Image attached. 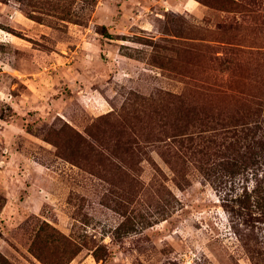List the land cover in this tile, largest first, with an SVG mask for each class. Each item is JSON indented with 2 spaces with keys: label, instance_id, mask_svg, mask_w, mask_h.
<instances>
[{
  "label": "rangeland",
  "instance_id": "374dc122",
  "mask_svg": "<svg viewBox=\"0 0 264 264\" xmlns=\"http://www.w3.org/2000/svg\"><path fill=\"white\" fill-rule=\"evenodd\" d=\"M232 53L264 74V0H0V264H252L255 182L165 147Z\"/></svg>",
  "mask_w": 264,
  "mask_h": 264
},
{
  "label": "trees",
  "instance_id": "16d2710c",
  "mask_svg": "<svg viewBox=\"0 0 264 264\" xmlns=\"http://www.w3.org/2000/svg\"><path fill=\"white\" fill-rule=\"evenodd\" d=\"M232 55L219 59L224 74L241 60ZM224 74L219 78L224 83L209 89L223 99L216 113L206 109L203 118H192L187 132H173L165 147L175 161L198 163L202 176L213 183L255 182L252 191L246 188L238 201L258 224L236 234L252 264H264V74H254L248 86L240 83L243 74ZM188 109L192 114L197 111L196 107Z\"/></svg>",
  "mask_w": 264,
  "mask_h": 264
}]
</instances>
